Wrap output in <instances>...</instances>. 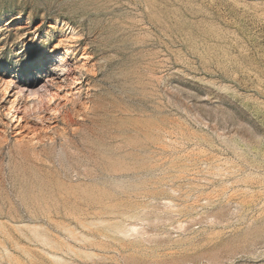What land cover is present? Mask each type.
I'll list each match as a JSON object with an SVG mask.
<instances>
[{
	"label": "rangeland",
	"instance_id": "obj_1",
	"mask_svg": "<svg viewBox=\"0 0 264 264\" xmlns=\"http://www.w3.org/2000/svg\"><path fill=\"white\" fill-rule=\"evenodd\" d=\"M64 23L93 113L0 148V264H264V0H0V76L44 95Z\"/></svg>",
	"mask_w": 264,
	"mask_h": 264
},
{
	"label": "bare ground",
	"instance_id": "obj_2",
	"mask_svg": "<svg viewBox=\"0 0 264 264\" xmlns=\"http://www.w3.org/2000/svg\"><path fill=\"white\" fill-rule=\"evenodd\" d=\"M52 28L56 29L55 26H53ZM55 38H56V42L53 45V47L51 48V50L48 54V57H47L48 60L51 61V64L53 65V69L50 71L49 76H45L47 79H50V88H49V90L45 91L44 95L39 93V92H31L30 94L24 93V91L22 89L18 88L17 82L6 81L2 76H0V148L7 145L9 143V140H10L9 138H11L13 146L15 148V151H17L16 152L17 154L19 153V155H22V156L31 155V156H33V158L39 157L42 155L43 150H45L49 145L51 147L55 142H57L56 139L58 137H62L64 139H66V135H67L66 131H67L68 127H74L76 124H78L79 121L87 120V118L93 113V104L94 103L92 101V96L90 94L89 82L87 80H84V75H90V76L96 75V62L94 61L93 55L90 53L89 48L87 46H85V47L81 46V42H82L81 34L75 28L71 27L70 25H68L66 23L62 24V28L60 29L59 33L57 34V36ZM83 40H84V38H83ZM97 67H98V65H97ZM97 69H99V68H97ZM45 77L41 78L38 81H30L29 86L32 88H35L36 86L41 84L43 80L46 79ZM48 87H49V85H48ZM42 96H44L45 99L41 98ZM97 108H98V106H97ZM93 115L91 117H93ZM89 123H90V121H89ZM121 127H119V128L121 129ZM87 128L89 129V127H87ZM73 130L71 132H73ZM75 131H76V129H75ZM119 138H121V137L119 136ZM57 145L59 146V143ZM89 147H90V144H89ZM100 149H101V147H100ZM61 150H60V152H61ZM102 151H105V150H102ZM63 153H64V151H63ZM51 156H52V154H51ZM63 156H65V155H63ZM109 156H110V153H109ZM105 158H107V156ZM63 159H65V158L63 157ZM107 159H109V158H107ZM40 164H42V163H40ZM120 164H122V162ZM21 165H23V164L21 163ZM26 166H27V164H26ZM19 168H21V167H19ZM111 168H113V167H111ZM51 169H53V168H51ZM19 170H21V169H19ZM95 170H96V168H95ZM102 170H104V169H102ZM25 171H27V170H25ZM110 171L111 170H109V172ZM31 173H33V172H31ZM112 174H114V173H112ZM122 174H121V176H122ZM57 185H59V184H57ZM52 190L54 191V189H52ZM57 194H58V192H57ZM64 194H67V193H64ZM101 195H104V194L102 193ZM61 196H62V194H61ZM71 196H73V195H71ZM59 197H60V195H59ZM62 198H63V196H62ZM106 199H107V197H106ZM102 200H101V202H102ZM63 201H65V200H63ZM42 204H43V202H42ZM45 205H47V204H45ZM47 210H48V207H47ZM48 212L50 213V211H47V213ZM54 241H56V240H54ZM2 245H0L1 249H3ZM69 248H71V247H69ZM92 256H93V254H92ZM15 259L16 258H14V260Z\"/></svg>",
	"mask_w": 264,
	"mask_h": 264
}]
</instances>
